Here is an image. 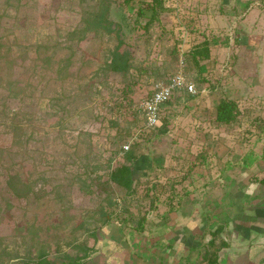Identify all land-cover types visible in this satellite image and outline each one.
I'll return each mask as SVG.
<instances>
[{"label":"rangeland","instance_id":"obj_1","mask_svg":"<svg viewBox=\"0 0 264 264\" xmlns=\"http://www.w3.org/2000/svg\"><path fill=\"white\" fill-rule=\"evenodd\" d=\"M109 1L112 28L123 25L124 0ZM152 3L123 4L133 26L139 17L124 27L125 74L104 69L116 32L71 35L99 0H0V264L82 243L95 248L83 264H207L204 247L219 249L217 264H264V26L244 22L264 2L163 0L146 28ZM239 28L254 35L246 47ZM181 58L198 92L163 106V133L138 107ZM225 97L240 107L229 124L216 120ZM127 143L142 160L130 193L109 180Z\"/></svg>","mask_w":264,"mask_h":264},{"label":"trees","instance_id":"obj_2","mask_svg":"<svg viewBox=\"0 0 264 264\" xmlns=\"http://www.w3.org/2000/svg\"><path fill=\"white\" fill-rule=\"evenodd\" d=\"M98 1V0H97ZM132 0H124V3L130 4ZM264 2V0H263ZM123 3V4H124ZM123 4H122V18H123V25L119 24L118 26L112 28V22L109 20V13L112 10V2L109 0H99V8L97 10H86L83 13L82 21L84 22V26L80 29H75L71 35L75 38L77 37L79 40H83L88 32L95 31L98 33H102L103 31H107L108 33L116 32L118 43L116 46L111 50L109 58L105 62L104 69L112 72H119V73H125L129 74L130 70L133 68V55L130 50L126 48V41L124 36V27H130V29H134L137 27L135 23H138L139 17L135 20V23L133 26V23L129 21L128 17L125 15V11H123ZM163 4V0H153V3L151 5L152 9V17L147 22V25L144 27H148L151 20L157 18V9L159 6ZM143 15V9H139L137 12V16ZM103 30V31H102ZM123 30V33H122ZM209 42H206V44L193 52L192 56L197 62V57H204L207 56L209 53ZM200 72L202 73V69L200 68ZM10 93L14 91V87L11 85L8 87ZM187 91V90H186ZM180 93V92H177ZM176 94V93H175ZM173 94L167 102L163 104H169L174 97ZM187 94L189 97H194V94L187 91ZM240 114V107L238 101L231 98H222L218 103L216 107V120L229 124L232 122L237 121V118ZM11 125L16 128V124L14 122H11ZM159 130L163 133L167 132L168 129L165 125L158 126ZM123 150V149H122ZM141 155L136 152L133 148H128L123 153L124 162L117 164L112 169H110L109 172V180L114 182L118 185V187L124 188L127 193H130L134 190V183L136 181L135 173H134V166L136 163H139L141 160ZM111 167V163L109 164ZM18 182V176L14 175L11 176L10 182ZM86 183V182H85ZM261 183L264 184V177L261 179ZM86 185H89L88 183ZM116 202H110V204H114ZM102 216H104V222H108L111 218V213H108L106 211L102 212ZM147 218H140L137 221V229L139 231H143L145 228V222ZM223 230V225L217 226V228L213 231V234H219ZM94 236H96V232H92ZM208 246H212L216 243L215 238L212 237L208 241ZM227 242H224L223 245H227ZM79 252L76 254H70V253H63L60 256H56L54 258L48 257L45 252H41L39 258L33 262L32 264H83L84 260L87 259L91 253L95 251V248L93 246L85 245L84 243L79 244L78 246ZM204 252L200 250L199 254L203 255V258L207 261V264H217L219 261V249L217 251H208L209 249H206V247L203 248ZM81 252V253H80ZM184 257H181L180 261L177 264H182V260ZM187 264H195L197 262V259L191 260L190 258H185Z\"/></svg>","mask_w":264,"mask_h":264},{"label":"built area","instance_id":"obj_3","mask_svg":"<svg viewBox=\"0 0 264 264\" xmlns=\"http://www.w3.org/2000/svg\"><path fill=\"white\" fill-rule=\"evenodd\" d=\"M184 59L181 58V68L168 79H162L156 82L153 91L147 97H145L138 111L143 114L145 118V126L152 128L160 126L162 124L161 112L163 104L175 93L181 90H187L191 93H197L195 82L183 71ZM205 89L200 92H205ZM130 144H124L122 152L129 148Z\"/></svg>","mask_w":264,"mask_h":264},{"label":"crops","instance_id":"obj_4","mask_svg":"<svg viewBox=\"0 0 264 264\" xmlns=\"http://www.w3.org/2000/svg\"><path fill=\"white\" fill-rule=\"evenodd\" d=\"M258 7H256V8H252V12L248 15V18L246 19V20H244V22H248V21H253V23H256L257 22V24H255V26L256 27H253V28H256V29H259L260 30V27H262V26H264V15L262 14H257L256 13V9H257ZM258 12V11H257ZM256 16L259 18V16H260V20H258L257 18H256ZM258 20V21H257ZM249 25H251V24H249ZM240 26H242V25H240ZM254 26V25H253ZM238 32H241V44H240V47H246L248 44H247V41L248 42H250L249 41V39H250V37L253 35V34H249L248 36H246V33L248 34L249 32H247V31H245V30H243V29H241L240 30V28H239V31ZM263 37H260L261 39H263L264 38V30H263ZM254 36V35H253ZM242 51V50H241ZM257 52V51H256ZM258 53V52H257ZM264 64V63H263ZM175 214L178 216V214H177V212H175Z\"/></svg>","mask_w":264,"mask_h":264}]
</instances>
